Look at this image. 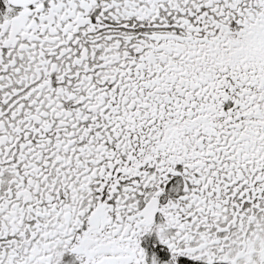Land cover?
Segmentation results:
<instances>
[{"label": "snow or ice", "instance_id": "snow-or-ice-1", "mask_svg": "<svg viewBox=\"0 0 264 264\" xmlns=\"http://www.w3.org/2000/svg\"><path fill=\"white\" fill-rule=\"evenodd\" d=\"M0 264H264V0H0Z\"/></svg>", "mask_w": 264, "mask_h": 264}]
</instances>
